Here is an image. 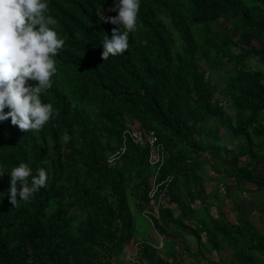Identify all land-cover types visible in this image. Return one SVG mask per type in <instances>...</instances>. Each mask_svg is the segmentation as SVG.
Segmentation results:
<instances>
[{
	"label": "trees",
	"instance_id": "trees-1",
	"mask_svg": "<svg viewBox=\"0 0 264 264\" xmlns=\"http://www.w3.org/2000/svg\"><path fill=\"white\" fill-rule=\"evenodd\" d=\"M113 7L49 0L65 41L43 95L54 119L28 133L10 118L0 123L6 171L24 161L48 181L14 206L10 175L0 179V264H114L139 235L138 218L151 225L144 212L154 187L172 176L169 199L186 214L184 194L190 204L204 194L207 165L264 188V70L249 65L264 67V0H141L129 48L103 60L101 41L118 25L100 14L118 15ZM136 127L156 133L166 152L161 168L149 146L125 141ZM161 214L172 216L160 210L158 229Z\"/></svg>",
	"mask_w": 264,
	"mask_h": 264
},
{
	"label": "clouds",
	"instance_id": "clouds-1",
	"mask_svg": "<svg viewBox=\"0 0 264 264\" xmlns=\"http://www.w3.org/2000/svg\"><path fill=\"white\" fill-rule=\"evenodd\" d=\"M113 4L111 10L118 15L100 14L105 22L118 25L111 38L105 33L101 41L103 60L123 54L129 48L130 33L138 26L141 0H113ZM57 25L49 0H0V123L10 118L13 126L28 133L39 132L54 119L53 105L45 102L43 95L53 86L58 71L55 57L65 44ZM61 141L67 144L70 137L64 135ZM6 173L10 175L8 199L14 206L30 201L48 181L43 168L33 175L32 167L24 161L10 171L0 162V179ZM4 195L0 193V197ZM18 195L22 199L18 200Z\"/></svg>",
	"mask_w": 264,
	"mask_h": 264
},
{
	"label": "crops",
	"instance_id": "crops-1",
	"mask_svg": "<svg viewBox=\"0 0 264 264\" xmlns=\"http://www.w3.org/2000/svg\"><path fill=\"white\" fill-rule=\"evenodd\" d=\"M201 176L204 194L191 204L184 194L190 210L183 213L168 198L160 210L172 216L161 214L159 229L154 223L146 225L148 231L140 228L114 264H155L158 259L167 264H264V188L227 179L210 165ZM222 183L227 195L220 192Z\"/></svg>",
	"mask_w": 264,
	"mask_h": 264
},
{
	"label": "built area",
	"instance_id": "built-area-1",
	"mask_svg": "<svg viewBox=\"0 0 264 264\" xmlns=\"http://www.w3.org/2000/svg\"><path fill=\"white\" fill-rule=\"evenodd\" d=\"M125 141L130 140V142L135 143V145L140 146H149L151 148L150 151V162L152 164L160 165V168L164 164V159L166 157V152L164 148L158 145V138L156 133L151 130H144L141 128L138 129H127L124 132ZM125 152V148L122 149V153ZM119 158V157H118ZM159 168V170H160ZM158 175L155 176V180L158 179ZM173 182V177L170 176L164 181L160 183V185H156L151 193V198L155 203V208L153 210L147 209L144 212L145 217L150 220V223H154L153 219L160 217V207L164 201L169 198V186ZM220 192L224 195H227V184L223 183L220 185ZM157 195V198L155 197Z\"/></svg>",
	"mask_w": 264,
	"mask_h": 264
},
{
	"label": "rangeland",
	"instance_id": "rangeland-1",
	"mask_svg": "<svg viewBox=\"0 0 264 264\" xmlns=\"http://www.w3.org/2000/svg\"><path fill=\"white\" fill-rule=\"evenodd\" d=\"M226 27V22H224V21H222L221 22V30H224V28ZM249 65H250V67L252 68V69H255V70H257V69H262V70H264V67L256 60V59H252V60H250L249 61ZM215 77V79H214V81L217 83V84H219V85H221V82H220V80L218 79V77L217 76H214ZM227 110H230L231 112L233 111L232 109H229L228 108V106H227ZM221 136L223 137V139L224 140H222V138H221V140L226 144L227 142H229V144L231 143L230 141H228L229 140V138H228V136H227V133H226V131L223 129V131H222V133H221ZM138 221H139V223H138V225H139V227L141 228V230L143 231H148L147 230V226H146V222H144L142 219H141V217H139L138 218Z\"/></svg>",
	"mask_w": 264,
	"mask_h": 264
}]
</instances>
